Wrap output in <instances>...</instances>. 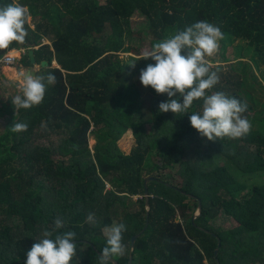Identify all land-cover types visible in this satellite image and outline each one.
Segmentation results:
<instances>
[{"label":"trees","instance_id":"16d2710c","mask_svg":"<svg viewBox=\"0 0 264 264\" xmlns=\"http://www.w3.org/2000/svg\"><path fill=\"white\" fill-rule=\"evenodd\" d=\"M12 2L0 0V7ZM21 5L32 16L25 23V43L0 49V59L26 49L22 63L33 67L35 50L36 63L48 61L44 71L56 83L47 86L40 105L17 109L0 133V264H24L25 253L43 231L53 230L57 218L66 226L53 238L76 233L70 264H99L104 229L125 223L126 254L112 259L128 264L131 238L147 222L148 177H153L147 185L149 224L135 243L132 264H264V183L248 189L245 181L264 174V0H21ZM136 16L142 21L136 23ZM201 20L221 28L224 53L239 41L236 55L249 57L227 69L209 63L219 83L208 94L222 91L246 102L247 119L260 115L240 139L199 138L189 115L201 110L202 101L173 114L158 112L167 97L151 88V103L140 100V71L154 62L141 59L143 50L131 41L150 34L153 46ZM121 53L132 55L122 60ZM1 70L0 63V83ZM18 122L27 123V131L12 132ZM128 131L135 146L126 153L118 141ZM53 132L62 135L59 144L39 142ZM91 133L97 139L94 152ZM194 143L199 150H192ZM215 153L225 164L214 162ZM175 164L178 182L164 173ZM106 181L112 189L106 190ZM199 201L202 211L193 223ZM222 215L233 226L210 224Z\"/></svg>","mask_w":264,"mask_h":264},{"label":"clouds","instance_id":"9594fccd","mask_svg":"<svg viewBox=\"0 0 264 264\" xmlns=\"http://www.w3.org/2000/svg\"><path fill=\"white\" fill-rule=\"evenodd\" d=\"M29 15L27 6L16 0L0 7V49L8 48L13 42L25 43L28 35L25 23ZM223 39L224 33L219 26L201 20L156 42L141 58H150L154 62L141 69V85L167 97L159 103L158 112L187 113L194 101H202L201 110L189 115V122L208 141L225 137L240 139L249 134L252 127L243 115L248 107L246 102L222 91L208 94V90L219 83V76L217 72L210 71L207 58L218 52L219 42ZM135 64L128 65L134 68ZM55 83L56 76L51 72L46 75H35L31 72L22 74L19 84L21 94L11 99L14 109H31L40 105L47 86ZM27 128V123L18 122L12 126L11 131L24 132ZM89 220H92V215ZM65 226L66 222L57 218L53 230L43 231V238L33 243L25 253L24 264H70L76 255V244L73 242L76 233L67 230L58 232L53 238V232ZM126 230L127 226L123 222L108 229L106 246L99 255V264H111L113 257L126 254L127 249L122 242Z\"/></svg>","mask_w":264,"mask_h":264},{"label":"rangeland","instance_id":"374dc122","mask_svg":"<svg viewBox=\"0 0 264 264\" xmlns=\"http://www.w3.org/2000/svg\"><path fill=\"white\" fill-rule=\"evenodd\" d=\"M16 2H18L19 4H21V0H16ZM28 8V7H27ZM29 20L32 21V16H29ZM142 21L141 17L136 16L135 17V22L138 23ZM150 39L151 36L150 34H142V38L141 39H137L134 38L131 41V45L140 47L143 50V54L146 51H150L152 48V45L150 43ZM45 42H49L48 40H46ZM241 42L239 41H235L233 43V45L228 46L226 52L224 53L221 49L220 43H219V50L218 52L210 58H207L210 64L213 65H222L225 67V69L228 68V66H230L233 62L235 61H246L249 62V57L245 56V53L243 52V54L241 56H237L236 55V48L234 47L237 44H240ZM12 55V52L10 53ZM14 55V54H13ZM132 55V54H128V53H121V57L122 60H127L128 57ZM15 56V55H14ZM18 60L15 61L14 64L8 65V64H2V70H1V76H2V80L0 83V87H1V91H0V133H3L6 129L7 126H9L10 121L9 118L17 113V109L15 110L12 103H11V99L12 97L21 94L20 93V88H19V84L22 81V74L27 73L29 69H37V70H41L42 66L38 65L37 66H33V67H25L22 63V57L21 54H18ZM11 66V67H10ZM53 67H58L53 63ZM5 74V75H4ZM138 90L140 92H142V95L140 97V100L144 101L146 104V100H149V93H150V87L145 88L144 86H142L141 84H139V88ZM151 103V101H150ZM253 114V113H251ZM249 114L248 120L251 123L252 127H253V117H257L260 116L259 114L256 115H252ZM251 116V117H250ZM144 127L146 128V130L151 133L153 132L151 125L150 124H146L144 125ZM251 127V128H252ZM199 138L204 139V137H201L199 135ZM62 139V135L53 132L50 133L48 135H43L41 138H39V142L46 144V145H57L61 142ZM97 139L95 137L94 134H90L89 135V147L92 150V152H94V146L96 145ZM118 146L120 147L121 150H123L126 153H129L132 149V147L135 146V139L133 137V133L131 131H128L127 133H125L121 139L118 141ZM192 150L197 151L199 149H197L196 143H194L193 145H191ZM214 162L219 164V165H223L226 162V158L224 156H222L219 153H215L214 154ZM179 170V164H175L172 167L167 168V170L164 173H171L173 175V177L175 178V182H178L180 180V177L177 175V171ZM245 181L248 184V189L251 188L252 185L255 184H262L264 183V174H259L257 176H254L252 178L249 179H245ZM112 189L111 184L106 181V190H110ZM137 197L133 198V201H136ZM193 207V205H192ZM136 210V209H134ZM198 214V210L195 211L194 216H197ZM114 224H119L118 221H114ZM210 224L214 227V228H218V229H224V228H230L231 226H233V222L229 219H227L225 216H218L216 219L210 221ZM112 225V226H113ZM108 228L104 229V233L106 235Z\"/></svg>","mask_w":264,"mask_h":264},{"label":"water","instance_id":"95a60500","mask_svg":"<svg viewBox=\"0 0 264 264\" xmlns=\"http://www.w3.org/2000/svg\"><path fill=\"white\" fill-rule=\"evenodd\" d=\"M30 55H31V58H32V64H33L34 66H36L37 63H36V58H35V50H31V51H30ZM54 64H55L56 66H59L57 62H54ZM41 66H42V70L29 69L28 72L34 73L35 75H42V74L45 75L46 73H45L44 69H46V68L49 67V63H48V61H44V62H42ZM152 179H153V177H148V178L145 179V182H144V185H145V199H146V206H147V222H146V225H145L144 229H143L141 232H139L138 234L132 236V238H131V250H130V255H129V261H128V264H132V260H133V251H134V249H135V243H136L137 239H138V238L144 233L145 229L147 228V226H148V224H149L148 218H149V210H150V204H149V197H150V195H149V191H148L147 185H148V183H149ZM201 211H202V204H201V202L199 201V203H198V214H197V216H193V220H192L193 223H194L195 219H196L198 216H200ZM203 230L206 231V232H208V233H211V234L214 235V233H212V232H210V231H208V230H205V229H203ZM218 241H219V247H218V249L216 250V255H217V256H218L219 250H220V248H221V246H222V241H221L220 239H218ZM112 260H113L112 263H114V264H119L115 259H112ZM21 261H22V260H21ZM18 263H19V262H17L16 264H18Z\"/></svg>","mask_w":264,"mask_h":264},{"label":"built area","instance_id":"2783aa9c","mask_svg":"<svg viewBox=\"0 0 264 264\" xmlns=\"http://www.w3.org/2000/svg\"><path fill=\"white\" fill-rule=\"evenodd\" d=\"M20 54L21 56H25L27 54V50L26 49H21L20 50ZM22 57V58H23ZM18 60L17 56L11 55L10 53H8L4 58L0 59V63H6L8 65L14 64L15 61Z\"/></svg>","mask_w":264,"mask_h":264},{"label":"bare ground","instance_id":"6f19581e","mask_svg":"<svg viewBox=\"0 0 264 264\" xmlns=\"http://www.w3.org/2000/svg\"><path fill=\"white\" fill-rule=\"evenodd\" d=\"M15 55V56H18V54H19V52H17V51H12V55Z\"/></svg>","mask_w":264,"mask_h":264},{"label":"crops","instance_id":"0c3cea01","mask_svg":"<svg viewBox=\"0 0 264 264\" xmlns=\"http://www.w3.org/2000/svg\"><path fill=\"white\" fill-rule=\"evenodd\" d=\"M48 43V42H47ZM13 51H17V52H19L20 53V51L19 50H17V49H15V50H13ZM12 52V51H11ZM10 52V53H11ZM19 61V60H18ZM37 66V65H36ZM11 67V66H10ZM35 70H37V69H35ZM42 70V69H41ZM5 75V74H4Z\"/></svg>","mask_w":264,"mask_h":264}]
</instances>
